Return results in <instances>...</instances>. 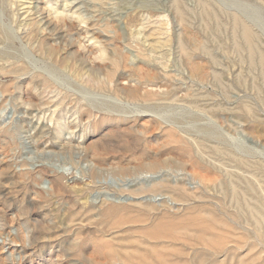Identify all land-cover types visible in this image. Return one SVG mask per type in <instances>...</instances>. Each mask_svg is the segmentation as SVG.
Returning <instances> with one entry per match:
<instances>
[{"label":"rangeland","instance_id":"obj_1","mask_svg":"<svg viewBox=\"0 0 264 264\" xmlns=\"http://www.w3.org/2000/svg\"><path fill=\"white\" fill-rule=\"evenodd\" d=\"M262 2L0 0V264H264Z\"/></svg>","mask_w":264,"mask_h":264},{"label":"bare ground","instance_id":"obj_2","mask_svg":"<svg viewBox=\"0 0 264 264\" xmlns=\"http://www.w3.org/2000/svg\"><path fill=\"white\" fill-rule=\"evenodd\" d=\"M259 1H260V0H259ZM263 1H264V0H263ZM262 3H264V2H262ZM181 4H182V3H181ZM200 5H202V7H203V5H205V3H204V4H203V3L201 4V2H200ZM202 7H201V8H202ZM207 7H208V6H207ZM206 9H209V8H206ZM210 11H211V9H210ZM201 12L204 13L202 9H201ZM213 13H214V12H213ZM178 14H179V13H178ZM204 14H205V13H204ZM211 14H212V11H211ZM219 14H221V13L219 12ZM179 15H180V14H179ZM182 15H183V14H182ZM233 15H234V14H233ZM233 15H231V16H233ZM235 16H236V14H235ZM181 17H183V16H181ZM237 17H238V16H237ZM237 17H236V18H237ZM240 18H242V17L239 16V19H240ZM213 20H214V17H213ZM217 20H218V19H217ZM230 20H232V19H230ZM236 20H238V19H236ZM236 20H235V23H236ZM214 21H215V20H214ZM231 22H233V21H231ZM238 22H241V21H238ZM235 23H234V24H235ZM236 24H237V23H236ZM241 24L244 25V22L241 23ZM246 24H248V23H246ZM243 25H242V27H244ZM213 26H214V25H213ZM231 26H232V25H231ZM238 26L241 27V25H239V24H238ZM249 26H250V25H247V28H251V27H249ZM214 27H215V26H214ZM232 27H233V26H232ZM235 27H236V26H235ZM240 27H239V29H240ZM242 27H241V28H242ZM218 28H219V27H218ZM222 28H223V27H222ZM233 28H234V27H233ZM251 29H252V28H251ZM236 31H237V29H236ZM233 32H235V31H233ZM235 33H236V32H235ZM255 33H256V32H255ZM256 34H257V33H256ZM231 35H232V34H231ZM231 35H230V36H231ZM233 35H234V34H233ZM235 35H236V34H235ZM240 35H242V39L244 40L243 42L247 44V46L245 47V48H246L245 50L247 51L248 60H247V63H245V64L248 65V69H249V70H252V71H253V70L257 69V68L261 70V71L259 70V73H261L260 78H261V80H263V81H262V82H263L262 84H263V87H264V54L261 52L262 50L260 51L259 49L256 48V45H253L254 43L252 44V42H253V41L251 42V40H253V39H252V34H250V31H249L248 29L244 28V29L242 30V34L240 33ZM253 37H254V36H253ZM234 38H235V36H234ZM242 39H241V40H242ZM256 40H258V38H257ZM162 41H164V40H162ZM230 41H231V40H230ZM165 42H166V41H165ZM255 42H256V41H255ZM145 43H146V42H145ZM231 43H232V41H231ZM231 43H230V44H231ZM148 44H149V43H148ZM148 44H147V45H148ZM232 44H233V43H232ZM161 45H162V44H160V46H161ZM165 46H167V45H165ZM236 46H237V45H236ZM239 46H240V45H239ZM239 46H238V47H239ZM260 46H261V45H260ZM153 47H154V46H153ZM167 47H168V46H167ZM167 47H163V48H167ZM181 47H182V45H181ZM228 47H229V46H228ZM154 48H155V47H154ZM241 48H242V47H241ZM159 49H160V48H159ZM231 49H232V48H231ZM154 50H155V49H154ZM156 50H157V49H156ZM206 50H207V49H206ZM206 50H205V51H206ZM234 50H235V49H234ZM237 50H240V48H239V49L237 48V49H236V52H237ZM242 50H243V49H242ZM231 51H232V50H231ZM160 52H161V51H160ZM164 53H166V52H164ZM204 53H206V52H204ZM207 53L209 54L208 51H207ZM233 53H234V51H233ZM166 54H167V53H166ZM230 54H231V53H230ZM237 54H238V53H237ZM239 54H242V53H239ZM243 54H245V53H243ZM208 56H209V55H208ZM232 56H233V55H232ZM235 56H236V54H235ZM237 56H238V55H237ZM209 57H210V56H209ZM212 57H213V56H212ZM240 57H241V56H240ZM245 58L247 59V56H246ZM243 59H244V58H243ZM238 60H239V58H238ZM245 61H246V60H245ZM215 63H216V62H215ZM229 64H230V63H229ZM245 64H244V66H245ZM233 65H234V63H233ZM245 69H247V66H246ZM217 70H218V69H217ZM220 70H221V69H220ZM218 71H219V70H218ZM214 72H215V71H214ZM219 72H220V71H219ZM239 72H240V71H239ZM239 74H240V73H239ZM240 77H241V76H240ZM243 77H244V79H245V76H243ZM249 77H250V76H249ZM216 78H217V77H216ZM240 79H241V78H240ZM244 79H242L241 82L244 81ZM251 79H252V78H251ZM216 80H217V79H216ZM222 81H223V80H222ZM250 84H251V83H250ZM254 85L257 86V84H254ZM227 87H228V86H227ZM243 87H244V85H243ZM255 88H256V87H255ZM228 89H229V88H228ZM254 90H256V89H254ZM256 91H257V90H256ZM254 92H255V91H254ZM255 93H256V92H255ZM224 94H225V93H224ZM233 157H234V156H233ZM238 172H239V171H238ZM228 185H230V184H228ZM251 185H252V184H251ZM251 185H250V186H251ZM231 186H232V185H231ZM233 186H234V185H233ZM246 187H247V186H246ZM249 188H250V187H249ZM249 188H248V189H249ZM249 190H250V189H249ZM251 190H252V189H251ZM251 190H250V191H251ZM252 191H253V190H252ZM239 194H240V192H239ZM242 194H243V193H242ZM242 194H240V195H242ZM234 197H235V199H236V196H234ZM255 197H256V195H255ZM255 197H253V198L256 199L257 197H256V198H255ZM200 198H201V197H200ZM228 198H229V197H228ZM241 198H242V197H241ZM262 198H264V197H262ZM233 199H234V198H233ZM235 199H234V200H235ZM237 199H238V198H237ZM263 200H264V199H263ZM237 201H238V200H237ZM248 201H249V200H248ZM260 201H261V200H260ZM80 202H81V204H82L83 206H86V205H87V199H86L85 197L82 198V199H80ZM235 202H236V200H235ZM254 202H255V200H254ZM238 203H239V202H238ZM241 203H242V201H241ZM250 203H251V202H250ZM252 203H253V201H252ZM255 204H256V203H255ZM233 205H234V204H233ZM247 205H248V204H247ZM238 206H240V204H239ZM238 206H237V207H238ZM113 207H114V206H113ZM197 208H198V207H197ZM244 208H248V207H244ZM244 208H243V209H244ZM198 209L200 210V208H198ZM250 209H253V208H250ZM202 210H203V209H202ZM236 210H237V209H236ZM255 210H256V209H255ZM255 210H251L252 212L249 213V214H250L249 217H250V216H251V217L254 216V214H255ZM261 210H263V209H261ZM107 211H108V210H107ZM152 211H153V209H152ZM207 211H208V210H207ZM104 212H106V211H104ZM190 212H191V211H190ZM246 212H247V211H246ZM76 213H77V212H76ZM112 213H113V212H112ZM153 213H154V212H153ZM194 213H195V212H194ZM201 213H203V211H202ZM204 213H207V212L204 211ZM209 213H210V212H209ZM234 213H235V212H234ZM241 213H242V212H241ZM78 214H79V212L77 213V215H78ZM101 214H102V213H101ZM101 214H100V215H101ZM242 214H244V213H242ZM70 215H71V219H72V218H75V212L71 213ZM82 215H83V214H82ZM102 215H104V214H102ZM102 215H101V217H103ZM147 215H149V213H148ZM198 216H201L202 219L205 218V217L202 216V214H201V215L199 214ZM198 216H197V218L199 219ZM205 216H206V215H205ZM256 216H257V218H255V219H256V223H257L258 225H260L261 223L264 224V212H263V214H262V213L260 214L259 212L256 211ZM251 217H250V219L254 218V217H252V218H251ZM88 218H89V217H88ZM90 218H91V217H90ZM194 218L196 219V217H194ZM233 218H234V217H233ZM205 219H207V218H205ZM203 220H204V219H203ZM208 220H209V219H208ZM216 220H217V219H216ZM143 221H144V220H143ZM198 221H199V220H198ZM119 222H121V221H119ZM140 222H141V221H140ZM150 222H151V221H150ZM181 222H182V221H181ZM183 222H184V221H183ZM202 222H203V221H201V222H200L201 224H200V225H197V226H202V225L204 224V226H202V227H209L208 229L212 228V227H210L211 225L209 226L210 223H209L208 226H207V225L205 224V222H204V223H202ZM206 222H207V221H206ZM209 222H210V221H209ZM259 222H260V223H259ZM79 223H80V222H79ZM116 223L118 224V222H116ZM121 223H122V222H121ZM121 223H120V225H122ZM131 223H132V222H131ZM135 223L138 224V222H135ZM141 223H142V222H141ZM211 223H212V222H211ZM123 224H125V222H123ZM142 224H144V222H143ZM142 224H141V225H142ZM157 224H158V223H157ZM157 224H156V222H155V225H157ZM101 225H102V224H101ZM101 225L99 224V226H101ZM115 225H116V224L114 223L113 226H115ZM118 225H119V224H118ZM133 225H134V224H133ZM155 225H154V226H155ZM180 225H181V224H180ZM180 225H179V226H180ZM184 225H186V224H184ZM219 225H220V223H219ZM99 226H97V227H99ZM157 226H158V225H157ZM256 226H257V225H256ZM116 227H117V226H116ZM123 227H124V226H123ZM180 227L184 228V230H185V228L187 227V225H186L185 227H183V226H180ZM263 227H264V226H263ZM120 228H121V227H120ZM131 228H132V227H131ZM131 228L129 229V231L131 230ZM133 228H134V227H133ZM187 228H188V227H187ZM117 229H118V228H117ZM150 229H151V228H149L148 230H150ZM154 229L156 230V228H154ZM154 229H153V230H154ZM203 229H204V228H203ZM203 229H200V228H199V231H200V230L203 231ZM124 230H125V229H124ZM124 230H123V231H124ZM133 230H135V229H133ZM133 230H132L131 232H133ZM137 230H138V229H137ZM141 230H142V229H141ZM148 230H147V231H148ZM153 230H151V231H153ZM187 230H188V229H186V231H187ZM120 231H121V230H120ZM145 231H146V230H145ZM151 231H149V232H151ZM188 231H189V230H188ZM194 231H196V230H194ZM205 231H206V232L203 231V232L201 233V235L204 234V233L207 234L208 231H207L206 229H205ZM210 231H211V229H210ZM212 231H216V230H213V228H212ZM259 231H260V230H259ZM137 233H141V231L138 230ZM143 233H144V235L146 234L144 231H142V234H143ZM190 233H193V232H190ZM216 233H217V231H216ZM129 234H131V233H129ZM133 234H134V233H133ZM142 234H140V235H142ZM154 234H155V233H154ZM156 234H157V233H156ZM186 234H187V232H186ZM209 234H210V233H209ZM209 234H207V235H209ZM258 234H259V233H258ZM117 235H118V234H117ZM120 235H121V234H120ZM131 235H132V234H131ZM135 235H136V234H135ZM148 235H149V234H148ZM150 235H152V234H150ZM150 235H149V236H150ZM190 235H191V234H189L188 236H190ZM149 236H146V237H148V240L151 238V237L149 238ZM152 236H154V235H152ZM156 236L158 237V236H160V235H158V234L155 235V238H157ZM183 236H184V235H183ZM183 236H182V237H183ZM192 236H193V237L195 236V232L193 233ZM197 236H198V235H197ZM211 236H213V234H212ZM121 237H123V236H121ZM124 237H126V236H124ZM162 237L164 238V236H160L161 239H162ZM198 237H199V236H198ZM200 237H201V236H200ZM130 238H131V237H130ZM153 238H154V237H153ZM155 238H154V240H157V239H155ZM183 238H184V237H183ZM187 238H188V237H187ZM187 238H184V239H187ZM205 238H206V237H205ZM205 238H204V239L201 238V240H206ZM210 238H211V237H210ZM122 239H123V238H122ZM138 239H139V238H138ZM140 239H141V238H140ZM116 240H118V239L116 238ZM129 240L131 241V240H133V239H129ZM142 240H143V239H142ZM145 240H146V239H145ZM150 240H153V239L151 238ZM189 240H192V239H189ZM118 241H121V239L118 240ZM133 241H136L135 243L139 244V243H138L139 240H138V241H137V240H133ZM197 241H200V239H199V240H196V242H197ZM125 242H129V241H125ZM140 242H141V240H140ZM148 242H150V241H148ZM185 242H186V241H185ZM205 242H207V241H204V243H201V245H202V244L205 245V244H206ZM146 243H147V242H146ZM154 243H155V242H154ZM198 243L200 244V242H197V244H198ZM183 244H184V242H183ZM187 244H188V243H187ZM187 244H186V245H187ZM133 245H134V244H133ZM142 245H144V244H142ZM142 245H140V246H142ZM147 245H148V244H147ZM153 245H154V244H153ZM153 245L151 244L152 247H155V246H156V245H155V246H153ZM121 246H122V245H121ZM145 246H146V245H145ZM149 246H150V245H148L147 248H148ZM205 246L208 247V245H205ZM133 247H134V246H133ZM152 247H150V248L152 249ZM84 248H85V247H84ZM138 248H139V247H138ZM122 249H124V248H122ZM125 249H126V248H125ZM125 249H124L123 251H125ZM128 249H129V248H128ZM118 250H119V249H118ZM139 250H141V249H139ZM47 251H48V250H47ZM79 251H80V252H79L80 254H81V253H84L83 250H79ZM113 251H114V250H113ZM120 251H121V250H120ZM141 251H142V250H141ZM141 251H140V252H141ZM125 252H126V251H125ZM125 252H124V254H125ZM142 252L144 253V252H145V249H144ZM57 253H58V252H57ZM85 253H86V251H85ZM101 253H102V252H101ZM114 253H115V252H114ZM149 253H150V255H151L150 250H149ZM96 254H97V253H95V254H92V253H91V255H96ZM115 254H116V253H115ZM154 254H155V253H154ZM91 255H90V256H91ZM152 255H153V253H152ZM92 257H93V256H92ZM122 260L124 261V259H122ZM100 261H102V259H100ZM106 264H107V263H106Z\"/></svg>","mask_w":264,"mask_h":264}]
</instances>
